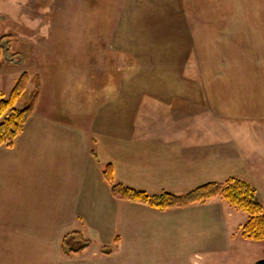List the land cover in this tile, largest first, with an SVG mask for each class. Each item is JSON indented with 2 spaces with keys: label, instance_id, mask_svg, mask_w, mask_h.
<instances>
[{
  "label": "crops",
  "instance_id": "0c3cea01",
  "mask_svg": "<svg viewBox=\"0 0 264 264\" xmlns=\"http://www.w3.org/2000/svg\"><path fill=\"white\" fill-rule=\"evenodd\" d=\"M128 4L121 55L136 60L113 69L111 58L116 85L104 87L99 71L98 85L55 84L43 114L37 104L13 146H0V264H242L249 256L248 215L222 196L161 211L116 199L103 172L111 164L116 183L150 195L231 178L253 184L264 131L249 103L241 109L253 88L238 76L258 73L264 58V0ZM72 232L93 246L66 255Z\"/></svg>",
  "mask_w": 264,
  "mask_h": 264
},
{
  "label": "rangeland",
  "instance_id": "374dc122",
  "mask_svg": "<svg viewBox=\"0 0 264 264\" xmlns=\"http://www.w3.org/2000/svg\"><path fill=\"white\" fill-rule=\"evenodd\" d=\"M130 1L0 0V43L3 48L0 51V101L9 98L23 74L29 77L28 88L32 93L39 89L36 105L40 114H43V105L51 102L55 84L65 86L66 80L70 84L75 79L74 82L83 85L90 78V82L95 79L96 83H93L98 85L95 73L99 71L104 87L116 85L110 76L111 58L115 59L113 69L127 66L129 59L136 60L132 54L128 59L121 55L125 51L123 46L128 29L121 25V16ZM112 44L118 50L113 51ZM257 60L256 63H261L255 65L254 70L258 73L238 76L241 84L248 83L253 88L240 105L243 109L249 103L250 114L258 117L256 130L264 131V58ZM44 68L49 71L44 72ZM47 73L49 75H45ZM55 73L62 75L64 80L55 81L56 76L51 75ZM71 73L76 76L72 77ZM227 79L225 76V81ZM233 79L237 82L236 76ZM24 103V100L19 101L17 108H23ZM86 107V104L79 106L81 117L87 115ZM263 142L260 140L256 146L257 161L261 159L257 158L261 156L258 152L264 150ZM256 167L253 184H249L256 189L264 205V163H257ZM247 244L251 250L242 264L264 260V241L247 240Z\"/></svg>",
  "mask_w": 264,
  "mask_h": 264
},
{
  "label": "trees",
  "instance_id": "16d2710c",
  "mask_svg": "<svg viewBox=\"0 0 264 264\" xmlns=\"http://www.w3.org/2000/svg\"><path fill=\"white\" fill-rule=\"evenodd\" d=\"M1 50L3 48L0 43ZM28 83V75L23 74L9 98L0 101V146H13L35 111L39 89L37 88L32 93L28 88ZM22 100L25 101L24 107L19 109L16 105ZM103 173L105 179L111 184L112 194L116 199L148 205L161 211L184 208L222 196L229 204L249 216L248 222L242 229L243 238L264 241V205L258 197L256 189L244 180L231 178L226 182H212L180 195L170 192L150 195L145 191L116 183L111 164L105 167ZM92 246L93 242L81 232H72L66 235L62 241V249L66 255L82 253ZM103 252L110 254L113 252V247H106ZM256 264H264V260H260Z\"/></svg>",
  "mask_w": 264,
  "mask_h": 264
}]
</instances>
